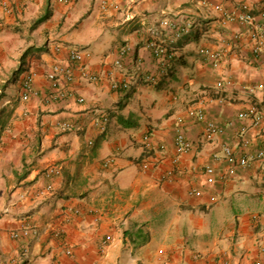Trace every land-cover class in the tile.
<instances>
[{
	"label": "crops",
	"instance_id": "0c3cea01",
	"mask_svg": "<svg viewBox=\"0 0 264 264\" xmlns=\"http://www.w3.org/2000/svg\"><path fill=\"white\" fill-rule=\"evenodd\" d=\"M245 1L14 0L11 13L0 6V72L22 58L26 64L11 84L20 91L23 76L36 73L30 98L21 97L13 114L7 159L0 155L2 173L16 156L26 170L13 197L5 185L0 190V264H95L113 257L116 264H214L220 257L229 264H264V160L222 174L232 167L225 147L237 156L264 148V122L254 126L242 115L264 105V61L254 58L247 26L224 18ZM250 2L264 22V0ZM188 24L171 43V66L160 74L148 41L170 40L176 25ZM237 33L243 36L233 46ZM55 43L65 46L57 55L64 63L68 47L89 49V69L105 80L89 82L76 69V81L61 83L65 97L50 100ZM222 46L226 58L218 64L199 53ZM151 73L157 82L146 80ZM127 78L126 89L112 86ZM202 100L207 120L224 126L211 141L203 138L204 123L186 113ZM178 116L186 118V135L200 148L183 156L179 175L166 179ZM150 129L168 153L143 171L142 138ZM109 156L115 161L105 166ZM55 165L59 174L48 176ZM207 165L217 171L212 184L201 173ZM192 187L202 194L190 195ZM25 224L37 233L14 239L11 230ZM62 241L72 246V256Z\"/></svg>",
	"mask_w": 264,
	"mask_h": 264
},
{
	"label": "built area",
	"instance_id": "2783aa9c",
	"mask_svg": "<svg viewBox=\"0 0 264 264\" xmlns=\"http://www.w3.org/2000/svg\"><path fill=\"white\" fill-rule=\"evenodd\" d=\"M66 4L74 3L76 0H60ZM0 6L7 12H13L14 10V0H0ZM251 2L247 0L243 2L239 10L224 13V18L226 21H236L247 26L246 34L249 36L253 45V55L258 61H264V22H259L256 16L252 13ZM216 9L223 11L221 5H216ZM261 15L264 17V8L261 11ZM191 24L186 26L176 25L170 40L152 38L148 41V46L153 50V53L157 59L158 71L160 74L165 73L167 69L172 64V60L175 56V50L172 48L171 43L177 38H180L184 33L189 31ZM243 34L237 33L233 38V46H239ZM60 43H55L52 45V53H54V62L52 64L51 71L47 74L48 79L52 82L53 91L49 95V99L53 100L56 98H64L65 91L63 90L61 83L64 80L74 82L77 80L76 69L80 72V76L85 80L95 83L105 80L102 74L93 73L86 60L91 58V52L89 49L78 46H70L68 53L69 63H64L57 55L64 48ZM199 53L209 59L211 62L218 64L226 58L225 48H209L203 47L199 50ZM77 63V65L75 64ZM75 64V65H74ZM115 66L118 68L122 67L121 59H117L114 62ZM76 67V68H75ZM109 74H112L109 73ZM35 71L27 72L21 80V96L24 100L30 98L33 92V82L35 78ZM107 77V76H106ZM110 78L109 76L107 77ZM146 80L152 83L158 81V74L151 73L146 76ZM132 78L114 80L112 86L115 89L124 90L131 83ZM223 85L222 81L218 83L217 88H221ZM203 100L200 103L194 104L188 107L186 113L189 118L196 122L204 123L203 138L206 141H211L216 135L224 130V126L219 125L213 121L207 120L203 108ZM243 117L249 118L252 121V125L259 126L264 122V105L262 107L252 106L242 113ZM186 118L184 116H178L175 120V138H174V154L170 156V161L173 164V168L165 175L166 179L172 178L179 175L182 170L179 165L182 161L184 155L189 153H196L200 148L198 141L189 139L185 132ZM63 128L67 129L70 127L69 123H63ZM104 129V125L100 126ZM91 143V141H90ZM142 144L144 148L143 156L139 160V165L143 171H148L153 169L160 161H162L166 154L168 153V146L162 140H157L155 138L154 132L150 129L143 133ZM224 153L226 159L231 163L232 167L226 173H222L224 178L227 175H233L235 168L238 166L250 167L256 160H264V148L259 149L251 156H237L233 148L227 146L224 148ZM218 158V155H215ZM115 161V156H109L104 159L103 164L105 166L112 165ZM60 166H51L47 172L48 176H53L59 174ZM204 176V181L206 184H212L216 180V168L213 165H207L201 170ZM51 185H49V189ZM189 194L192 196H199L202 194V189L199 187H192L189 190ZM257 218V216H255ZM37 233V229L33 225H23L18 228H14L11 231V236L14 239H27L33 234ZM29 252V246L23 247V253L27 254ZM65 252L68 256L73 255L72 246L66 245ZM214 264H229L227 258L220 257L215 260ZM256 264H261L257 262Z\"/></svg>",
	"mask_w": 264,
	"mask_h": 264
},
{
	"label": "rangeland",
	"instance_id": "374dc122",
	"mask_svg": "<svg viewBox=\"0 0 264 264\" xmlns=\"http://www.w3.org/2000/svg\"><path fill=\"white\" fill-rule=\"evenodd\" d=\"M19 60L21 61V63L17 62L16 59H14L15 66H13L12 68L9 67L6 70L4 69L3 72H0V110L2 111L1 113L3 114L2 121H0V155L2 154L4 156L3 158L4 160L7 159L5 158V155H8L7 146L8 144H10L9 142H6V137L14 133L13 130V128H15L14 121L16 120V117H18V114L17 115H13V114L15 112V109L19 106L22 97L20 89L17 88L16 86H11L12 83L16 82V80H19V75L16 74L21 69V67H23V65L26 64L24 61L22 62V58H20ZM16 67H19L18 70L15 69ZM3 159L0 162V165L3 164ZM6 165L8 166L6 168V171L8 173L7 172H5V174L2 173L1 170L3 168L0 167V190L3 187V185H5L6 191L12 194L13 197L14 191L20 185L21 177L26 170L25 168L22 167V162H20L18 156L10 157L6 162ZM3 179L5 180L4 182L2 181ZM53 211L54 209L51 210L49 215ZM53 217L56 218L57 214H53ZM61 245L64 246L63 250L65 252L66 242L62 241ZM113 259L114 260H109V262H105V263L98 260L95 264H116L115 257H113ZM124 260L126 259L124 258ZM118 264H120V262Z\"/></svg>",
	"mask_w": 264,
	"mask_h": 264
},
{
	"label": "trees",
	"instance_id": "16d2710c",
	"mask_svg": "<svg viewBox=\"0 0 264 264\" xmlns=\"http://www.w3.org/2000/svg\"><path fill=\"white\" fill-rule=\"evenodd\" d=\"M173 59H174V58H173ZM1 94H3V93H1ZM1 96H2V95H1ZM1 112H2V111L0 110V121H2V118H3V114H2ZM25 176H26V171L23 173L21 179H22V178H25Z\"/></svg>",
	"mask_w": 264,
	"mask_h": 264
}]
</instances>
